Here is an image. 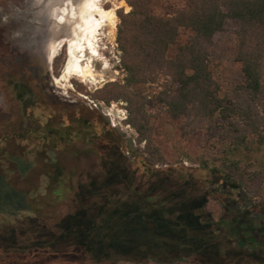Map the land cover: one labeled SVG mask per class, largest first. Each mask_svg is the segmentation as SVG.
I'll return each mask as SVG.
<instances>
[{"label": "rangeland", "instance_id": "374dc122", "mask_svg": "<svg viewBox=\"0 0 264 264\" xmlns=\"http://www.w3.org/2000/svg\"><path fill=\"white\" fill-rule=\"evenodd\" d=\"M31 2L40 4L39 0H0V212H18L17 221L29 216L37 222L16 225L15 250L0 246V264H225L211 253L172 252L160 240L124 256L113 252L110 259L99 260L82 253L81 245L78 250L76 244L52 249L58 237L66 239L59 227L65 216L85 205L102 203L110 208L129 199L125 183L100 186L109 178L106 168L119 165L117 154L137 193L168 203L194 195L205 200L203 207L215 222L243 199L264 204V191L250 179L254 168L245 160L231 174V161L237 159L220 145L219 130L192 131L188 119L167 115L157 97L161 82L138 87L147 95L142 134L129 123L125 102L102 101L112 92L110 85H123L126 77L118 51L117 10L129 12L128 0L100 1L114 11L116 24L100 31L98 53L91 62L95 81L71 78L63 83L56 79L61 78L68 48L60 47L48 61L44 40L58 37L45 33L44 40L32 38L29 27L36 19ZM239 27V21L228 19L211 50L214 75L224 91L242 81L234 60ZM87 59L89 55L84 64ZM17 196L24 197L25 204L16 202ZM28 206L31 213L24 211ZM129 240V244L140 242L138 237ZM33 243L45 249L35 251ZM121 256L132 262L118 263Z\"/></svg>", "mask_w": 264, "mask_h": 264}, {"label": "trees", "instance_id": "16d2710c", "mask_svg": "<svg viewBox=\"0 0 264 264\" xmlns=\"http://www.w3.org/2000/svg\"><path fill=\"white\" fill-rule=\"evenodd\" d=\"M128 5L129 12L117 10L118 51L126 77L123 85L111 84L112 92L102 101L125 102L129 123L142 134L147 95L138 87L161 82L157 97L167 115L188 119L192 131L219 130L220 145L237 159L231 161V174L245 160L254 168L250 179L264 191V0H128ZM228 19L240 22L234 60L242 81L224 91L214 75L211 50ZM117 155L119 165L106 168L109 178L100 186L125 183L129 199L110 208L102 203L85 205L59 220L66 239L58 237L53 250L76 244V250L81 245L82 253L97 256L96 260L110 259L113 252L124 256L160 240L172 252L211 253L225 264H264L263 203L243 199L215 222L203 207L205 200L194 195L153 202L151 196L137 193L121 154ZM15 198L25 204L24 197ZM24 211L32 210L28 206ZM4 212H0V246L15 250L16 225L34 226L37 221L32 223L34 218L27 216L19 222L21 213ZM129 237L140 242L129 244ZM33 246L35 251L45 249L42 244ZM122 256L118 263L132 262Z\"/></svg>", "mask_w": 264, "mask_h": 264}, {"label": "bare ground", "instance_id": "6f19581e", "mask_svg": "<svg viewBox=\"0 0 264 264\" xmlns=\"http://www.w3.org/2000/svg\"><path fill=\"white\" fill-rule=\"evenodd\" d=\"M32 1V0H31ZM102 0H39L40 4L31 2L35 7V23L29 27L32 38H42L51 33L57 41L45 39L43 45L48 61L55 58L61 48L67 47V59L64 63L58 83L77 78L82 82L95 81L92 61L96 53L100 31L106 26L115 27V13L107 10L100 3ZM60 9H55L56 6ZM55 6V8H54ZM66 7V13L62 7ZM46 38V36H45ZM89 59L85 62V57ZM69 82V81H68Z\"/></svg>", "mask_w": 264, "mask_h": 264}]
</instances>
